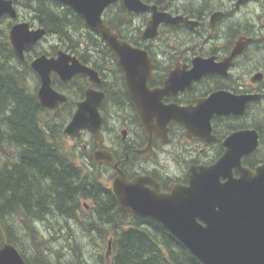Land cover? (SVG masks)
Returning <instances> with one entry per match:
<instances>
[{
    "label": "flooded vegetation",
    "instance_id": "obj_1",
    "mask_svg": "<svg viewBox=\"0 0 264 264\" xmlns=\"http://www.w3.org/2000/svg\"><path fill=\"white\" fill-rule=\"evenodd\" d=\"M11 2L16 14L1 15L0 32L13 52L11 65L29 69L26 77L37 97L42 85L33 67L37 58L63 52L71 68L94 66L92 73L72 69L67 80L52 70V87L67 99L55 109L39 103L54 120L63 121L66 140L75 143L69 150L73 160L82 167L96 166L98 175L111 181L109 187L119 169L129 180L145 179L149 190L170 193L174 185L190 184L192 167L222 161L227 170L222 181L229 175L239 178L241 167H264V0L110 2L101 14L103 24L138 52H128L127 70L115 49L72 5L62 0ZM35 8L72 11V18L76 14L82 28L73 33L78 44L65 43L49 31ZM20 22L46 29L21 56L10 39ZM89 38L93 44L87 47L83 41L89 44ZM89 91L104 93L99 137L88 128L78 136L65 133ZM153 102L157 107L150 106ZM179 107L191 111L176 113ZM102 153L110 154L114 164ZM83 203L86 209L93 207Z\"/></svg>",
    "mask_w": 264,
    "mask_h": 264
},
{
    "label": "trees",
    "instance_id": "obj_2",
    "mask_svg": "<svg viewBox=\"0 0 264 264\" xmlns=\"http://www.w3.org/2000/svg\"><path fill=\"white\" fill-rule=\"evenodd\" d=\"M34 10L49 31L61 35L65 43L78 44L73 36L81 31L76 14L72 18V11ZM1 33L0 248L13 243L26 264H87V248L81 247L76 236L66 235L71 239L68 245L55 247L40 226L51 223L57 232L63 224L57 229L53 220L77 219L86 209L83 202L92 200L87 221L91 228L84 225V229L94 230L102 242L111 235V264H204L160 222L123 210L96 166L85 170L73 160L63 121L42 109L26 77L29 69L11 65L13 52ZM83 42L88 47L93 39ZM46 219L48 223L42 222ZM100 257L97 264H104Z\"/></svg>",
    "mask_w": 264,
    "mask_h": 264
},
{
    "label": "water",
    "instance_id": "obj_3",
    "mask_svg": "<svg viewBox=\"0 0 264 264\" xmlns=\"http://www.w3.org/2000/svg\"><path fill=\"white\" fill-rule=\"evenodd\" d=\"M62 1L72 5L94 30L103 35L127 70L128 52H132L133 56L138 52L120 41L101 18L106 5L114 0ZM5 12L13 16L16 14L11 0H0V17ZM45 33V28L30 29L28 22L15 24L10 37L14 51L21 56ZM69 60L70 57L60 52L56 58L41 56L33 62V67L42 77L38 98L44 108H58L67 99L66 95L52 87V70H57L64 80L71 77L72 69L94 72L83 65L71 68ZM103 99V92L89 91L87 98L79 103L65 133L78 136L82 129L88 128L98 138L103 122L99 106ZM150 106L157 107V102L150 103ZM175 110L181 114L191 111V108L179 107ZM183 120L189 124L186 118ZM142 122L147 125L150 120L142 118ZM102 155L114 164L110 154ZM222 163L219 161L211 167H192L190 184L174 185L170 193L149 190L144 186L145 179L136 177L129 180L119 169L112 184V193L127 212L162 223L204 264H264V167L255 171L241 167L239 178L229 175L227 180L222 181L220 177L227 175ZM111 243L110 239L107 257L111 254ZM0 264H26V261L13 243H5L0 248Z\"/></svg>",
    "mask_w": 264,
    "mask_h": 264
},
{
    "label": "rangeland",
    "instance_id": "obj_4",
    "mask_svg": "<svg viewBox=\"0 0 264 264\" xmlns=\"http://www.w3.org/2000/svg\"><path fill=\"white\" fill-rule=\"evenodd\" d=\"M32 83V81H31ZM31 85V84H30ZM71 144H75L74 141L72 140H66V147L68 150H71ZM82 166V165H80ZM85 170H88V167H83ZM101 180L103 182H105V184H107V186L111 185V181L107 180L106 178L101 176ZM109 181V182H108ZM90 204H93L92 200H88ZM92 213V208L90 205L89 209H85L84 212H81L78 214V218L77 219H73L72 221H64V219H61L60 221H55V227H57L58 225L63 224V227L60 228L59 231L55 232L53 229H51V223L50 224H45L41 227V229L43 230V232L47 233L48 235H51L50 237H48L47 235L42 237L43 239H45L46 237L50 238L52 240V242L55 244L56 246H60V244H64V245H68V243L71 241V239H67V237H71V236H76L77 237V241L78 243H80L82 248H87V258L88 260L86 262H88L87 264H97L98 263V259L101 258L100 254H102V258L104 260V264H111L112 262V252L110 254V256L107 257V250H108V239L111 237V235H107L105 238V241L102 242V240H99L97 236H95L94 230L90 231L87 230V232L84 229V225L86 227V229H89V225H87V221H89V216ZM46 223H48V220ZM42 221V222H45ZM41 222V221H40ZM67 227V230H63L64 228ZM91 228V227H90ZM51 230V232L49 231ZM69 231V233H68ZM53 234V235H52ZM26 246H29L28 244H26ZM81 248V249H82ZM99 255V256H98ZM97 259V262H96ZM83 263V262H82Z\"/></svg>",
    "mask_w": 264,
    "mask_h": 264
},
{
    "label": "bare ground",
    "instance_id": "obj_5",
    "mask_svg": "<svg viewBox=\"0 0 264 264\" xmlns=\"http://www.w3.org/2000/svg\"><path fill=\"white\" fill-rule=\"evenodd\" d=\"M24 7H25V6H24ZM28 10H30V9H28ZM29 12H30V11H29ZM22 14H23V13H22ZM24 15H25V14H24ZM27 17H28V16H27ZM12 22H13V21H12ZM5 23H8V22H5ZM35 28H36V27H35ZM83 29H84V28H83ZM4 30H5V29H4ZM81 30H82V28H81ZM87 30H88V28H87ZM5 31H6V30H5ZM88 64H89V63H88ZM88 64H87V65H88ZM93 67H94V66H93ZM93 67H91V68H93ZM28 82H30V84H31V81H30V80H28ZM35 88H36V87H35ZM90 159H91V158H90ZM93 163H94V162H93ZM90 167H91V166H90ZM115 178H116V177H115ZM46 220H47V219H46ZM46 222H47V221H45L44 223H46ZM51 227H52V226H51ZM56 228L58 229L59 226H57ZM51 229L55 230V229H54V226H53Z\"/></svg>",
    "mask_w": 264,
    "mask_h": 264
}]
</instances>
